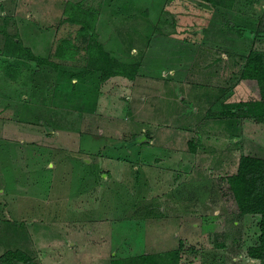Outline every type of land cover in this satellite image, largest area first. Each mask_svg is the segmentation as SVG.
Instances as JSON below:
<instances>
[{
    "label": "rangeland",
    "instance_id": "rangeland-1",
    "mask_svg": "<svg viewBox=\"0 0 264 264\" xmlns=\"http://www.w3.org/2000/svg\"><path fill=\"white\" fill-rule=\"evenodd\" d=\"M19 2L0 0V55L17 38L46 61L16 66L14 82L21 70L1 66L0 255L111 264L178 250L171 264H262L248 254L261 215L240 212L227 176L241 154L264 158L258 93L241 77L264 50V0ZM70 3L112 57L138 63L133 78L89 66L92 30L68 19ZM30 6L40 28L22 23Z\"/></svg>",
    "mask_w": 264,
    "mask_h": 264
},
{
    "label": "trees",
    "instance_id": "trees-1",
    "mask_svg": "<svg viewBox=\"0 0 264 264\" xmlns=\"http://www.w3.org/2000/svg\"><path fill=\"white\" fill-rule=\"evenodd\" d=\"M203 1L223 7H231L235 2V0ZM69 6L70 14L68 19L84 23L88 29L92 30V35L86 41L89 50V66L93 70L100 71V75L104 79L116 74L133 78L138 71V63L122 62L112 57L104 49L103 44L97 40L94 28L89 26L91 21L87 19L86 10L83 9L81 11L77 7L78 10L75 11L73 3H70ZM13 43L17 45V48L19 47L21 50L25 49L24 51H26V53L18 52L14 55L35 59L41 63L46 61V59L35 55L28 47H21L20 41L13 40ZM7 50L5 47L3 51L7 52ZM241 77L245 83L258 93L259 97V101L253 103L249 113L264 121V50L253 49L249 52L242 68ZM227 180L240 212L259 213L261 215L259 220V244L250 245L248 247V254L251 257L259 258L261 263L264 264V158L250 153L241 154L236 171L229 174ZM178 256V250L170 251L166 256L164 253H143L131 257L114 258L111 264H171ZM21 259L24 262L28 257L19 250L9 249L0 255V264H18V260ZM167 259L168 262L164 263Z\"/></svg>",
    "mask_w": 264,
    "mask_h": 264
},
{
    "label": "crops",
    "instance_id": "crops-1",
    "mask_svg": "<svg viewBox=\"0 0 264 264\" xmlns=\"http://www.w3.org/2000/svg\"><path fill=\"white\" fill-rule=\"evenodd\" d=\"M21 1H23L24 2V5L25 6H28V4L27 3H30V1L29 0H21ZM23 2H19L18 4H19V9L21 10V5L23 4ZM27 8V7H26ZM32 8V9H31ZM2 12H4L5 13V10L4 11H2ZM24 12V11H23ZM23 12H19V10L18 11H16V16L17 17H19V15H22V17H24L23 16ZM3 13V14H4ZM25 13V12H24ZM36 13H38V11L36 10V9H34L33 8V6H30V9L28 8V14H27V16H26V18L24 17V21L22 22L23 23V25L25 24V22L27 23V22H29V23H31V24H33L34 26H35V28H40L41 26H42V23H40L39 22V18H37L38 16L36 15ZM19 14V15H18ZM31 14H33L35 17L34 18H32V15ZM15 40H17V38L15 39ZM18 41V40H17ZM25 42V41H24ZM9 43V42H8ZM10 44H12L11 46H10V48H8V50H7V52H3V54H8V55H0V74H3V76H7L8 74L4 71V69L3 68H1V66L3 67V65H4V63L5 64H9L10 65V73H12V74H14V73H17L18 72V66H21L22 64H27V62H29V61H32L31 60V58H29V59H25V58H22L21 56H16V55H14L15 53H21V49L18 47L17 48V45L15 44V43H13V41H10ZM24 44V43H23ZM22 44V45H23ZM23 46H25V45H23ZM22 46V47H23ZM25 47H29L31 50H32V52L35 54L36 52H35V47H34V49H33V47H30V46H25ZM37 54V53H36ZM35 54V55H36ZM6 60V61H5ZM17 60H19V61H17ZM22 60H23V62H22ZM34 60V59H33ZM4 62V63H3ZM37 65H40L41 67H43L44 65H45V63H38L37 62ZM18 68H17V67ZM20 70H21V72H19V74H18V76L16 77V76H9L8 75V78L10 77L11 79V82H14L17 78H20V77H25V69H24V67H22V68H20ZM19 70V71H20ZM24 75V76H23ZM14 77V78H13ZM13 79V80H12Z\"/></svg>",
    "mask_w": 264,
    "mask_h": 264
},
{
    "label": "water",
    "instance_id": "water-1",
    "mask_svg": "<svg viewBox=\"0 0 264 264\" xmlns=\"http://www.w3.org/2000/svg\"><path fill=\"white\" fill-rule=\"evenodd\" d=\"M140 139H142V138L140 137ZM140 139H139V140H140Z\"/></svg>",
    "mask_w": 264,
    "mask_h": 264
}]
</instances>
